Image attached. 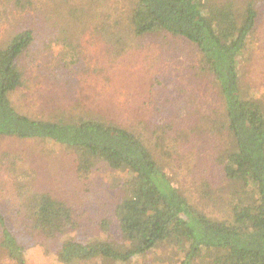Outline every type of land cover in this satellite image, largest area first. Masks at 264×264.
<instances>
[{
	"label": "rangeland",
	"instance_id": "rangeland-1",
	"mask_svg": "<svg viewBox=\"0 0 264 264\" xmlns=\"http://www.w3.org/2000/svg\"><path fill=\"white\" fill-rule=\"evenodd\" d=\"M133 5L134 0H0V48L24 28L34 34L31 49L20 59L24 86L10 95L11 104L36 120L97 118L132 128L147 138L155 158L194 207L227 218L232 189L218 160L228 141L213 129L218 118L212 121L221 104L217 87L184 39L165 33L135 37L128 22ZM258 14L240 71L244 89L260 94L264 103V3ZM67 45L74 46L71 56ZM17 171L26 180L33 174L39 188L73 210L76 238L121 240L113 220L118 172L103 166L79 174L74 155L62 146L3 138L0 208L27 264H54L59 241L33 230L30 211L16 212ZM103 220L110 223L107 235Z\"/></svg>",
	"mask_w": 264,
	"mask_h": 264
},
{
	"label": "trees",
	"instance_id": "trees-1",
	"mask_svg": "<svg viewBox=\"0 0 264 264\" xmlns=\"http://www.w3.org/2000/svg\"><path fill=\"white\" fill-rule=\"evenodd\" d=\"M263 3L134 0L128 18L135 37L165 33L194 46L199 69L217 87L221 104L213 129L228 141L218 163L232 189L226 202L230 215L223 219L194 207L155 158L147 138L132 128L97 118L36 120L18 113L10 95L24 86L20 59L31 49L34 34L24 28L0 48V140L62 146L74 155L79 174L103 166L118 172L113 220L119 242L76 238L73 210L39 188L33 174L26 180L14 173L16 212L30 211L33 230L59 241L54 264H264V103L260 94L244 89L240 71ZM67 48L71 56L74 46ZM109 225L103 220L105 235ZM0 258V264H27L1 208Z\"/></svg>",
	"mask_w": 264,
	"mask_h": 264
}]
</instances>
